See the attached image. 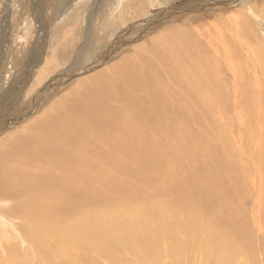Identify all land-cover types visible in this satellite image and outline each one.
<instances>
[{"label": "bare ground", "instance_id": "6f19581e", "mask_svg": "<svg viewBox=\"0 0 264 264\" xmlns=\"http://www.w3.org/2000/svg\"><path fill=\"white\" fill-rule=\"evenodd\" d=\"M0 1L1 18L6 23ZM123 1L116 0L111 8L109 0H106L104 4L111 9L103 13L102 24L96 34L92 32L89 17L84 14L89 7L83 9V18L79 22L76 17L68 18L61 29L78 22L72 39L59 44L60 36L57 35L55 42L58 45L50 55H46L47 62L37 70L29 85L30 92L48 71L65 64L79 42L78 34L82 37L86 32V43H82L85 47L79 50L82 59L90 57L94 60L99 50L98 40H101L99 32L110 35L112 27H121L140 18L141 10L151 5L150 0ZM205 1L185 4L186 8L176 6L178 11L175 13L168 8L158 15L160 19L168 17L180 22L168 25L146 42L131 46V55L122 54L119 41L110 46L107 44L109 47L105 45L104 48L108 47L106 51H101L96 57L98 64L105 62L113 52L119 57L115 63L76 81L67 94L54 101L50 99L39 115L8 130L11 127L7 124L17 121L15 119L22 113L20 101L24 91L11 94L10 102L0 108L1 248L6 247L5 234H10L16 227L12 217H18L22 221V230L33 231L34 239H40L38 249L46 259L55 247L43 241V234L49 242H56V252L72 264H86L77 255L78 250L84 249H94L98 256L116 260L119 244L128 247L136 239L141 240L136 235L142 223L136 221L133 211H129L136 206L138 211H142V203L130 189H140L138 182L144 180L147 188L153 191L150 196L164 200L156 203V217L152 222L157 230L165 228V220L170 226V220L174 218L171 230L189 231L197 242L205 231L212 234L210 239L215 242L216 256L241 254L244 264H248L244 252L250 260L256 258L257 251L247 253L242 246H237L236 242L240 240L234 234L241 228L240 220L246 221L248 226V229L240 230L243 240H252L253 226L262 234L258 221L264 207V161L256 169L257 150L254 149L253 157L247 156L246 151L241 154L243 144H239L240 136H236L234 130L238 126L243 127L245 134H249L256 126V122L252 124L254 118L250 109L259 107V104L250 94L253 90L250 85L256 86L264 96V19L258 18L262 25L250 19L257 17L256 12H259V7L255 8L251 0H212L216 1L217 7L203 14L204 6L210 3V0ZM238 4L250 9L241 5L235 8ZM44 5L45 0L35 1L33 17L27 21L28 27L34 26V32L39 35L35 45L37 55L31 52L30 60L26 62L28 73H32L42 60L47 44ZM119 7L124 12L120 16L115 12ZM109 13H114L113 21ZM154 17L148 18L149 24L159 26L160 19ZM84 22L86 28H80ZM138 24L128 26L127 32L136 34ZM7 38L5 36L3 42H7ZM71 67L68 70L71 71ZM19 94L18 99L16 96ZM3 101L0 99V103ZM17 112L20 115L14 118ZM262 145L264 147V140ZM232 149L241 159L237 164L244 169H262L263 176L251 173L252 186L248 193L249 200L253 201L251 209L247 208L246 201L233 200L238 185L231 176L236 174L235 168L229 172L231 175L221 172L227 167L219 157L227 151L232 155ZM76 164L93 169L91 172L96 170L100 175L99 181L108 185L114 181L113 188L120 187L126 194L119 195L116 203L105 200L97 209H87L88 201L83 203L84 200L78 197L80 190L72 192L73 185L68 186L62 179L73 171ZM219 177L226 178L227 182H217ZM122 188L126 190L122 191ZM118 205L126 217L111 218V210ZM249 211L252 212V220L248 216ZM113 212L116 214V210ZM165 214L166 218H163ZM196 216L202 218L194 220ZM110 218L117 221L113 228L107 225ZM7 222L11 223V229ZM217 229L226 234L219 236ZM140 243H148V238ZM68 246L73 249L70 258ZM150 249L144 248V252L152 254ZM182 256L177 258L180 260ZM0 264L6 263L0 261ZM61 264L67 263L62 261Z\"/></svg>", "mask_w": 264, "mask_h": 264}, {"label": "rangeland", "instance_id": "374dc122", "mask_svg": "<svg viewBox=\"0 0 264 264\" xmlns=\"http://www.w3.org/2000/svg\"><path fill=\"white\" fill-rule=\"evenodd\" d=\"M35 1L37 3L38 0H2L1 8L3 11V18H5L6 23H4L0 14V25L3 23V26H0V78H1L0 99L1 101L4 100L3 102L0 103V108L2 106L3 107L6 106L7 103L10 102V99L12 98L11 96L12 93H13L12 95H14L15 92L18 94L19 90L21 92L24 91V95H22L21 97L22 99L20 101L21 102L20 107H22L20 111L22 113L20 115V113L17 112L14 118L20 115L15 119L18 120L13 121L14 123L7 124V126L11 127L10 129L8 128V130H12L17 126L19 127V125L25 120H28L33 116L39 115L42 112V110L48 106L50 99L54 101V99H57L67 94L68 89L69 88L71 89L76 84V81L82 79L85 76L96 73L107 64L110 65L112 63H115V61H117L119 57L117 58L116 55L118 53L114 54V52H113L114 55L110 54L108 56L107 58L108 61L106 60L105 62H101V64H98L97 62L96 57L100 55L101 51L105 52L106 49L110 46V44H114V42L119 41L120 49L121 50L123 49L121 51L122 54L126 53L131 55L133 53L131 46L137 43L146 42L147 39H149L150 37L152 38V36L154 35H157V33L160 30H163L168 25H173L177 23V21L178 23L180 22V20H177L176 22L172 21L171 20L172 18L170 19L168 17H167L168 19L167 18L160 19L158 15L164 13V11L168 10V8L169 10H172L173 13H175L178 11V9H176L177 7L186 8L185 4L186 5L192 4L195 1L196 3H199L201 1L206 2L205 0H150L151 5L141 10L140 18L131 20L121 27L120 26L115 28L112 27L114 33L112 32L110 35H105L103 32H99V36L101 37L98 38H100L101 40H98V43H97V39L95 41V43H97V49L99 50L98 52L95 51L96 57L94 58V60L93 58L90 57H87L86 59H84L83 57L82 59L79 50L85 47V45L83 44L86 43V32L83 33L82 37L78 34L77 39L79 42L76 45L77 47L76 46L74 47L73 52L71 50V53L68 55V59L65 62V64L58 66L56 69L52 71H48L49 73L45 75L44 79L36 87H34V90L32 92H30L29 85L34 80L37 74V70L40 69L42 65H44L45 62H47L48 60L46 55L47 54L50 55L51 51L54 50V48L58 45V43L62 44L72 39L73 30L75 26L83 18L81 17L83 16V14H81L83 9L86 7L90 8L87 9V12L84 14L86 17H89L92 32L93 34H96L101 27L102 24L101 19L103 18V13L105 11L110 10L113 6H115L111 4H113L116 0H109L111 8L110 6H106L104 4L106 0H45L43 14L45 15L44 22L47 26V33H48L47 44L46 46H44V51H43L44 56L42 60H40L39 64L34 68L32 73L31 71H29L30 73L29 74L28 73L29 65H27V63L30 60L31 52L37 55L36 51L38 48L35 49V45L38 43V38H39L38 32H34L33 30L34 26L28 27L27 25V21L32 19L33 17L34 12L32 10L33 8H35L34 6ZM263 1L262 0L250 1V3H254L255 8L259 7V10H257L259 12H256L257 17L250 19L253 22L258 23L260 25H262L261 23L262 21L258 20V18L264 19ZM123 2H126V0H124ZM209 2H210L209 4H206L204 6L205 10L203 11V14H208L210 10L217 7L216 1L210 0ZM240 5L242 7L250 9L247 6H243V4ZM240 5L239 4L236 5L235 8L240 7ZM41 6L42 4H40V7ZM115 12L117 13L116 15L118 16L124 14V12H122L121 10V7H119V9ZM217 12L219 11H216V13ZM109 14L111 17V21H113L112 19L114 18V13H109ZM150 16L151 17L155 16L154 18H159L161 24L159 26L153 27L154 25L149 24L150 22H148V18H150ZM38 17L40 21L43 22L42 17L40 16ZM70 17H76L78 19V22L76 24H70L64 26L61 29V26L64 25L66 23V20ZM137 23H140L136 25L138 26L136 27L138 29L137 33L134 35L129 34L127 30L129 29L130 25ZM80 26H82V28H86V22H84L82 25H79V27ZM57 35L60 36L58 43L55 42L58 38ZM5 36L8 37L7 42H3L4 41L3 38ZM105 37L107 40L105 39ZM105 45H107L108 47L106 46L104 48ZM70 66H72L71 71L68 70ZM67 70L68 72L66 74L65 71ZM23 72L27 73L28 75L24 74ZM17 79L18 81H15ZM25 79H27V81ZM250 86L253 87V90H250V94L254 96L255 100H257L259 104V107L250 109L254 118L252 124L256 122V126L254 127L252 133L245 134V129L237 125L238 127H236V130H234L236 131L237 135L234 134V136L235 135L240 136V138L238 137L240 139L239 144H243V146L240 149L241 154H243L246 151L245 153L249 154L247 156L253 157V155H255L254 149L257 150V154L255 157V165L257 169L260 167L261 162L264 161V147L262 145L264 140V96L261 93H259L257 87L252 85V83ZM11 90H13L14 92ZM40 94H42V96ZM20 95L21 94L16 96V98L19 99ZM229 95H233V94L230 93ZM233 100L234 98L231 101ZM225 106L227 105H222L223 108H230L228 106L227 107ZM222 107L221 109H223ZM244 122L245 119L243 120L242 123ZM248 136H251V139L246 140ZM232 156L234 157L233 160H232ZM240 160L241 159H238L237 156L234 154L233 149H232V155L230 151H227L225 153H222L219 157V161L223 162L224 166L227 167V169H221V172H227L229 175H231L229 172L232 171L234 168L236 170V174L231 175L238 184L236 187V195L232 196L233 200L246 201L244 203L246 204L247 208L251 209V207L253 206V201L249 200V195H248L250 191L249 189L252 186L251 173L253 171V173H259L262 175V173L260 172L262 169L258 171H255L256 169L254 168H252V171H249L248 168L244 169L240 164H237V161ZM91 170L93 169L87 168V166L83 167L76 164L73 171L68 176L62 178L65 179V182L68 186L73 185L72 192L75 191L76 189L80 190L81 194H78V197L80 198V200L81 199L84 200L83 203L85 202L87 203L88 201L89 206L86 207L87 209L92 207L96 208L99 205H101L105 200H109L108 203L111 201H114L116 203V201H119V199H117L119 195H123V193L126 194V192L124 191L126 190V188H122V191H124L122 193L120 187H117V189L113 188L114 181L110 182L111 184L109 183V185L104 184L103 182L99 181L100 178L99 173H97L96 170L91 172ZM112 174L113 173L111 172L110 176ZM118 175L119 173L116 174V177ZM205 182L206 181H204V183ZM217 182L224 184L227 182V179L224 177H219L217 178ZM140 183H142V185ZM138 184L140 189L138 187H134L130 189V192H132L133 193L132 195L135 196L137 199H139V202L142 203L141 204L142 211H138L136 206L135 209L133 208L132 210L129 211V213H132L133 211L136 221H140L142 223L141 226L137 229L138 231L137 233L139 234H137L136 236H139L141 240L144 238H148V243L141 245L142 242L140 243L141 240L138 239H136L134 243L128 247L123 246V244L121 243L118 245L120 250L117 254L118 256L116 260H111V261L108 260L107 258L98 256L97 251L94 249H91L90 251L84 249L82 250L83 253L82 251L78 250L77 255L84 263L88 264L89 262V264H96V263L97 264H163V263L164 264H244L242 262L241 254H237L234 257L232 256L233 254H219L218 256H216L214 254L215 246H216L215 242L210 239L212 234H210L207 231H205L203 234L200 235L199 241L197 242L193 239V237H191V233L189 231L187 232L186 230H180V229H177L175 231L171 230L170 226L175 221L174 218L170 220V226L167 224L165 220L164 221L165 228L157 230L156 224L152 222L155 221L154 218L156 217L155 216L157 212L156 203L163 202L164 200H160L153 196H150V194L152 195L153 191L147 188V186L144 183V180L139 181ZM100 188L102 189L100 190ZM72 194L73 193L70 194L69 199H71ZM88 194L90 195V197L87 198ZM99 195H101L102 197ZM245 204H243V207H245ZM262 204L264 205V198ZM114 210H116V214H114L113 212ZM256 212L258 215L260 214L258 211ZM111 215H113L111 216V218L114 216L126 217L125 211L119 205L111 210ZM251 215L252 212L249 211L248 216L252 220ZM259 217L260 220L258 222L261 224L262 234L259 233V230L256 226H253L252 232H254L255 236L252 233V240L250 242H248L247 240H243L240 230H242V228L243 230L248 229L246 221L244 220L239 221L241 228L237 224L239 230L236 231L234 234L240 240L239 242H236L238 247L242 246L244 249H246L247 253L253 252L254 250L257 251L256 258H254L253 261L250 260L249 256H247L246 253L244 252L248 264H255V263L264 264V255H263L264 254V207L262 209V215H260ZM12 218H13V223L16 225V227H13L10 234L8 233L5 234L6 237L4 243L6 244V247H4V249L0 247V257H1L0 261L6 264L11 263L12 261H16L15 262L16 264H61L62 261L67 264L73 263L68 259H66L65 257L62 258V255H59L56 252L57 251L56 242L54 240H51L52 243L49 242L48 239L43 234V241L55 247L53 251L50 253V257L48 259L44 258L38 249L41 246L40 239H34L33 231L24 232L22 230L23 227L20 226L22 224V221L18 217H12ZM111 218L107 219V225L113 228L117 225V221L113 222L111 221ZM163 218H166V214L164 215ZM200 218L202 217L201 216L193 217L194 220ZM228 220L231 222L230 219ZM7 223L10 226L11 223L10 222ZM19 226L20 228H18ZM251 226L252 224L249 220L250 230H251ZM217 230L219 231L220 234L219 236L226 234V232L221 234L224 231L219 229ZM171 233L173 234L172 235L173 237L171 236ZM259 242L261 243L257 245ZM144 248H149V249L151 248L149 252H152V254L151 253L146 254L144 252L145 251ZM68 249H69L68 252L70 258L73 249L69 246ZM130 249H132V251ZM181 254H183V256L179 260L177 256Z\"/></svg>", "mask_w": 264, "mask_h": 264}]
</instances>
